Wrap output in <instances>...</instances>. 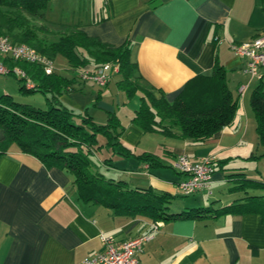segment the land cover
I'll list each match as a JSON object with an SVG mask.
<instances>
[{
  "label": "crops",
  "instance_id": "crops-1",
  "mask_svg": "<svg viewBox=\"0 0 264 264\" xmlns=\"http://www.w3.org/2000/svg\"><path fill=\"white\" fill-rule=\"evenodd\" d=\"M88 2L91 8L71 24L113 46L128 42L130 60L156 98L163 94L173 101L192 77L210 74L220 64L237 101L231 124L205 142L192 143L139 128L132 118L140 108L141 93L129 96L120 88L118 70L105 86L76 79L59 94L64 106L89 114L98 124H105L113 115L118 118L122 126L119 140L126 150L122 154L104 146L97 157L107 159L110 166L101 162L102 173L131 188L151 187L169 194L167 212L192 213L160 221L137 253L140 263L264 264V215L242 208L209 218L204 212H194L192 205L174 202L177 185L185 175L172 168L179 154L192 161L214 157L212 204L201 207L220 209L242 203L247 196L264 194V188L237 179L264 183V143H259L250 106L254 89L259 84L264 88V68L259 69V77H251L244 71L246 60L230 48L232 43L264 32V0ZM64 62L56 59L66 67ZM60 72L67 78L74 75L67 69ZM99 140L105 142L102 136ZM144 153L154 155L156 164L139 157ZM153 222L147 214L116 213L100 203L83 202L71 174L46 167L16 146L0 158V264H75L102 251L100 234L119 244L148 233Z\"/></svg>",
  "mask_w": 264,
  "mask_h": 264
},
{
  "label": "trees",
  "instance_id": "trees-1",
  "mask_svg": "<svg viewBox=\"0 0 264 264\" xmlns=\"http://www.w3.org/2000/svg\"><path fill=\"white\" fill-rule=\"evenodd\" d=\"M50 1L0 0V35L7 36L14 43H26L55 62L62 58L65 66L71 69H81L87 64L110 63L112 67L116 66L121 75L119 87L129 96L137 91L141 93V105L132 121L144 132L159 131L201 143L232 123L237 101L228 88L222 65L216 64L210 74L192 77L173 101H168L163 94L156 98L151 86L141 77L137 65L131 62L128 42L120 46L104 43L87 36L75 24L60 23L63 31L49 30L44 11ZM5 61L9 67L19 66L25 71L33 83L30 88L25 86L23 78L12 74L22 81L21 89L42 92L46 105L35 107L17 102L8 94L0 97V158L16 146L21 152L37 157L46 167H57L71 174L77 196L83 202L100 203L116 213H143L159 222L191 216L188 210L167 212L171 196L165 192L151 187L131 188L125 181L102 173L101 162L110 166L107 159L97 157L104 146L122 154L126 150L119 140L122 126L115 115L110 116L105 124H98L89 114L77 113L61 103L59 94L71 81L79 79L76 75L67 78L60 71L46 74L36 64L8 57ZM250 106L256 120L259 143H264V88L261 84L252 92ZM99 136L104 137V143L100 142ZM139 157L151 165L157 162L149 153ZM212 165L215 173V159ZM237 179L249 186L264 188V183ZM244 200L220 209H192L204 212L203 216L209 218L238 212L242 208L264 215V194L247 196Z\"/></svg>",
  "mask_w": 264,
  "mask_h": 264
},
{
  "label": "built area",
  "instance_id": "built-area-1",
  "mask_svg": "<svg viewBox=\"0 0 264 264\" xmlns=\"http://www.w3.org/2000/svg\"><path fill=\"white\" fill-rule=\"evenodd\" d=\"M231 50L238 56L246 60L244 71L251 77H259V69L264 68V32L258 33L250 40L240 43H232ZM4 57L12 60L25 61L42 67L46 74L54 71L67 69L84 81H91L98 86H105L110 78L111 71H116L117 67L110 63L100 65L85 66L81 69H71L57 65L55 60L37 51L26 43H14L7 36L0 35V75L14 73L25 80V86L30 88L33 83L28 80L25 71L19 67H9ZM243 86L239 88L241 92ZM213 156H204L196 161H192L186 154H179L172 162V168L185 174V178L178 183V189L183 195H194L205 191L207 196L212 195L211 183L213 181L214 168ZM160 222H153L151 230L140 236L114 243L113 238L103 233L100 240L103 246L102 251L93 252L75 264H141L137 253L141 245L152 238Z\"/></svg>",
  "mask_w": 264,
  "mask_h": 264
},
{
  "label": "rangeland",
  "instance_id": "rangeland-1",
  "mask_svg": "<svg viewBox=\"0 0 264 264\" xmlns=\"http://www.w3.org/2000/svg\"><path fill=\"white\" fill-rule=\"evenodd\" d=\"M90 5L91 4L88 2V0H51L47 4L44 11L46 25L51 31H63L64 29L61 28L60 23L71 24L72 22L76 21V19L82 17L83 12L89 9V7L91 8ZM56 23H59V25ZM49 38H51V35L49 36ZM57 59L59 60L60 58ZM21 84L22 81H19L18 77L14 76L12 73L7 75H0V97L4 94H8L13 98L14 101L17 102H26L35 107L45 106V95L42 92H27L25 89H21ZM117 161L118 160L115 159L116 163ZM169 173L175 174L172 169L169 170ZM177 194L178 195L173 199L174 202H183L194 207L208 206L212 204L210 196H207L205 191H201L196 195L194 194L195 196H183L177 186Z\"/></svg>",
  "mask_w": 264,
  "mask_h": 264
}]
</instances>
